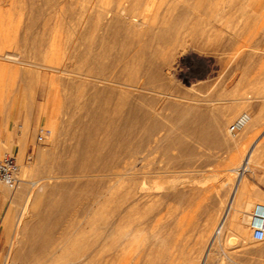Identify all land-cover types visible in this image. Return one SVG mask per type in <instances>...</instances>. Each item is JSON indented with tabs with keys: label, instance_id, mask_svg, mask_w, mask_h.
<instances>
[{
	"label": "rangeland",
	"instance_id": "374dc122",
	"mask_svg": "<svg viewBox=\"0 0 264 264\" xmlns=\"http://www.w3.org/2000/svg\"><path fill=\"white\" fill-rule=\"evenodd\" d=\"M131 1L134 5L138 3L135 7L137 13L148 18L157 12L156 15L159 19L162 17L160 19L162 20L172 15L171 10L175 9L168 5L176 0L170 2L160 0L161 3L157 0H153L154 2L149 0L150 3L146 0ZM182 1L184 0L176 2L182 8L181 11L188 12V15H181L180 19H186L189 25L211 28L204 32L217 33L220 35V42L229 46H225L223 53L211 54V57L210 54L204 55L197 51L198 44L208 42L201 38L200 34H192L181 29L169 30V34L166 35L168 37L164 38L162 43H177L179 46L176 47V51L180 52L175 54L172 65L164 70L169 76L168 81L173 85L162 89L171 93V96L166 97V102L207 106L209 111L216 113L233 98L242 97L248 102L247 111L240 110L227 122L226 128L245 111L252 116H262L259 132L249 141L236 147L231 144L227 146L225 143L219 147L202 146L200 142H192L195 153L190 155V162L188 161L190 164L180 159L179 165L177 163L170 167L165 158L160 159L157 154L150 156L151 163L149 167L147 166L148 170L146 169L147 180H157V184L158 182L160 184L156 188L157 191L148 190L147 195L136 204L132 220L122 219L125 225L135 226L133 233L124 238L131 239L132 244L129 243L130 246L122 253H117L109 243L100 244V248H87L85 253L71 254L68 256L69 259L54 262L51 260V250L54 245L59 246L62 236L66 234L74 236L77 227L88 228L89 218H96L94 212L97 208L98 191L107 193L109 181L113 183L115 181L117 186H122L123 192L128 183L127 175L123 176L125 174L123 165L128 159L122 152L115 155L117 167L111 169H99L94 159H90L85 165L76 164L71 168H65L63 165L73 157V154L64 150V146L72 142L65 133L73 129L69 125L70 121L81 112L76 105L68 107L66 103L68 99L76 102L82 98L80 89L75 88L70 92L66 86L69 80H76L79 77L78 61L73 54L80 29V10L84 6H87L90 12L103 9L105 6L106 9L112 7L116 0H0V158L5 153L15 157L19 166L18 179L28 181L34 176L40 179L47 189L51 184L66 183V193L74 195L68 204L63 199L59 200L55 218L57 226L53 230V244L46 250L48 252L39 254L29 263H22L19 260L13 262L12 252L8 250L9 236L13 233L17 217L12 214L6 216V210L14 209V212L22 210L20 204L25 201V197L21 196L15 200L16 202H10L0 188V264H10V261L11 264H140L142 250L137 246L146 245L155 236L167 234H170L176 243L171 249L188 252L189 260H184L185 256H182L173 263H167L164 258L163 264H201L197 257L198 252H193L196 246L194 248L193 246L199 240V235L202 234L200 231L208 216H203L200 212L207 209L209 213L211 206L215 209L220 205L224 206L228 201L232 183L236 179L234 168L240 165L247 151L254 149L253 154L256 153L255 150L264 151V89L259 87V83L264 81V72L259 71L264 65V0H234L237 5L225 9H220L223 5L221 0H214L218 7L208 5L214 9L213 12L207 6L183 8ZM118 3L127 5L124 0H119ZM167 3L168 5L164 6ZM149 6L152 11L155 9V12L150 13L145 9L147 7L150 10ZM242 10L246 13L241 12ZM135 26L140 28L147 26V23H138ZM175 33L179 37H176ZM172 35L176 36L172 38ZM7 53L18 57V60L22 59V63L4 59ZM203 60L209 61L206 66L202 65ZM41 130L48 131L43 141L37 138ZM22 131L25 134H22ZM7 133L13 142L8 140L3 144ZM238 137L239 133L232 135L230 140H236ZM14 152L20 154L19 159ZM254 161L255 166L251 172L246 171L245 175L249 184L260 190L264 185V153ZM173 179H176L175 183H172ZM18 183L16 187L20 186L22 180ZM0 186L3 185L0 183ZM178 191H192L189 200L185 201L187 204L183 205L175 198L173 194ZM63 192L61 190L52 192L48 195V200L53 198V194L54 197L62 196L65 194ZM252 207L246 210L249 214L242 212L238 216L241 219L240 231L243 230L239 234L244 235L240 237L238 244L236 245V242V246L216 244L211 251L212 259L207 261L208 264L264 263V238L261 241L253 239V228L249 226ZM212 232L213 229L208 232V236ZM86 236L95 239V234L92 235L91 232ZM152 253L154 257L156 253ZM54 257H65L63 249L57 250ZM90 259H93V262L90 263Z\"/></svg>",
	"mask_w": 264,
	"mask_h": 264
},
{
	"label": "bare ground",
	"instance_id": "6f19581e",
	"mask_svg": "<svg viewBox=\"0 0 264 264\" xmlns=\"http://www.w3.org/2000/svg\"><path fill=\"white\" fill-rule=\"evenodd\" d=\"M117 1L119 0H116L112 7L104 9L105 6L95 12H90L87 6L80 10V29L73 54V57L78 61L79 77L76 80H69L66 86L70 89V92L75 88L80 89L82 98L76 102L68 99L66 103L68 107H72L73 104L76 105L81 112L70 121L69 125L73 129L65 133L72 142L64 146V150L73 154V157L63 165L65 168H71L76 164L85 165L90 159H94L99 169H111L117 165L115 155L122 152L127 155L128 159L127 163L124 162L125 165H123L125 174L122 173L123 176L127 175L128 183L123 192L122 186H117L115 181L114 183L109 181L107 193L102 190L98 191L96 196L97 208L94 212L96 218H89L87 221L88 228L83 227L80 229L81 227H77L74 230V236L61 235L63 237L62 242L57 247L54 245L53 250H51V260L54 262L69 259L68 256L71 254L85 253L87 248H100V244L106 245L109 243L110 247L116 250L117 253H122L132 244L131 239L125 240L124 238L133 233L135 226L125 225L122 219L132 220L135 215L136 204L147 195L148 190L156 189L160 184V182L157 184V180L148 181L146 177L148 174L147 166L150 165V158L154 154L159 155L160 159L165 158V162L171 165L170 167H174L180 159L185 160L186 163L190 162L191 153H195L192 142H200L202 146L213 145L219 147V145L225 143L227 146L231 144L236 147L249 141L259 132L258 127L262 116H252L249 112L244 111L239 115L246 117V122L238 132L239 137L236 140H230L232 135L226 128L227 122L240 110H246L248 107V102L242 97L233 98L230 103L220 110L218 108L219 111L216 113L212 110L209 111L207 106H191L174 101L166 102V97L171 96V93L164 92L162 89L173 85L168 81L169 76L165 74L164 70L172 65L175 54L180 52L176 51L179 44L174 42L162 43V40L168 37L166 36L168 31L181 29L192 34H200V37L208 42L203 41L204 43L198 44L199 49L197 51L204 55L210 54V56L211 54L219 55L223 53L225 46H229L227 43L220 42V35L213 31L206 34L205 32L211 30V28H203L194 24L189 25L186 19H180L181 15H188V12L181 11L182 8L176 2L177 0L172 3L169 0V5L168 3L164 5L172 6L175 10H171L172 15L168 13L171 15L170 17L162 20H160L162 17L159 19L156 15L155 9L153 10L155 13L146 18L141 13H137L135 7L138 3L134 5L132 1L124 0L127 2V5L125 3L124 5L117 4ZM213 1L184 0L182 1L184 4L181 6L183 8L217 6V3ZM146 2L150 3L149 0H146ZM220 2H223L220 9L237 5L234 0H221ZM151 7L153 8V5ZM152 8L149 10L145 7L150 13ZM209 9L212 12L214 10ZM241 12L246 13L243 10ZM162 14L164 15V13ZM190 17L188 16V18ZM144 22L147 23V26L136 28L135 25ZM234 36L236 37L237 34L235 33ZM235 37L233 38L235 39ZM17 58L8 53L4 56V59L22 63V59L18 60ZM208 62H202V65L206 66ZM210 67L212 69V66ZM259 71L264 72V65L259 68ZM200 86L199 84L198 88ZM259 87L264 89V81L259 83ZM22 134H25V132L22 131ZM10 148L14 151L12 146ZM253 151L254 149L247 151L242 162L239 163L240 165L234 168L236 179L232 183L226 204L224 203V206L220 205L217 209L211 206V211L208 210L209 213H207V209L200 212L203 216H208L205 218V225L200 231L202 234L199 235V240L193 246V248L196 246L193 252H198L197 257L200 259L201 264H208L207 261L212 259L211 251L216 247V244L219 246L225 243V245L230 246L235 245L236 242L237 245L240 237L244 236L239 234L243 230L240 231L241 219L238 216L242 212L249 214L246 210L250 208L243 206L240 201L247 179L245 172L249 170L251 172L256 162L254 160L263 152L255 150L256 153L253 154ZM14 154L19 159L20 154L16 152ZM156 162L158 163V161ZM22 175L24 176V174ZM176 179L179 181L177 177ZM176 179H173L172 183H175ZM19 180H22V183L18 187L16 186L19 183L14 187L1 183L3 186H0V188L10 199V202L18 200L21 196L25 197V201L20 204L22 210H16V212H14V209L6 210V216L12 214L17 217V219L15 218L16 224H14L13 233L9 236L10 248L8 250L10 249L12 252L13 262L19 260L22 263H29L36 259L39 254L47 253V248L52 246L54 240L53 230L57 226L55 218L60 204L59 200L63 199L68 204V201L74 195L66 193V183L51 184L47 189L44 187V183L40 179L34 178V176L32 180L25 181L22 178L18 179V182ZM183 183L185 182L183 181ZM124 185L123 187H125ZM172 185L174 186V184ZM57 190L64 191L65 194L60 197H54L53 194V198L48 200V195ZM191 192L178 191L173 195L184 205L187 204L185 201L189 200ZM170 196L172 197V195ZM191 202L192 199H190ZM248 203L250 202L248 201ZM143 204L145 203L143 202ZM106 213L108 215L104 216ZM260 220L264 221V206H259L257 203L255 210L252 209L250 213V228L258 224ZM4 229L7 230V228ZM211 229H213V232L208 236ZM90 232L92 235L95 234V239L86 236ZM173 245H176L173 242V237L167 234L166 236H155L146 245L137 246L142 250L140 264H163L164 258H166L167 263H173L178 257L182 256H185L184 260H189L187 258L189 256L188 252L174 251L171 249ZM61 249H63L65 257H54L56 251ZM152 252L156 253L154 257L151 255ZM89 261L91 263L93 259Z\"/></svg>",
	"mask_w": 264,
	"mask_h": 264
},
{
	"label": "built area",
	"instance_id": "2783aa9c",
	"mask_svg": "<svg viewBox=\"0 0 264 264\" xmlns=\"http://www.w3.org/2000/svg\"><path fill=\"white\" fill-rule=\"evenodd\" d=\"M246 122V117L241 115L237 117L234 121L229 124L228 131L231 135H236L244 123ZM48 133L47 130H41L38 135V140L44 139V136ZM19 166L17 160L12 155L5 153L0 158V183L5 184L9 187H14L18 183L17 173ZM262 217V216H261ZM252 237L257 241H261L264 238V221L260 220L258 224L252 227Z\"/></svg>",
	"mask_w": 264,
	"mask_h": 264
},
{
	"label": "crops",
	"instance_id": "0c3cea01",
	"mask_svg": "<svg viewBox=\"0 0 264 264\" xmlns=\"http://www.w3.org/2000/svg\"><path fill=\"white\" fill-rule=\"evenodd\" d=\"M11 141L13 142V140L11 139V136L7 133V137L6 139L3 141V144L6 143L7 141ZM264 145V144H263ZM3 147V146H2ZM264 149V148H263ZM1 150V149H0ZM264 153V151L262 152V154ZM262 154H259V157L262 156ZM258 158V157H257ZM264 164V163H263ZM255 166V165H254ZM248 182V183H247ZM244 197V200H243ZM250 199V200H249ZM241 203L243 204V206L245 207H252L254 205V210L257 206V203L259 204V206H264V185L260 188V190L255 189L252 185L249 184L248 179H246L245 181V185L243 188V194L241 196ZM248 201L250 203H248ZM252 201V202H251ZM255 201V202H254ZM247 202V203H246ZM246 204V205H245ZM251 204V205H250ZM256 204V205H255ZM254 212V211H253Z\"/></svg>",
	"mask_w": 264,
	"mask_h": 264
}]
</instances>
